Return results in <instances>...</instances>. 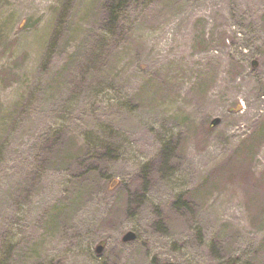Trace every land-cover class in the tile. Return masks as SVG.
Instances as JSON below:
<instances>
[{
    "label": "rangeland",
    "instance_id": "obj_1",
    "mask_svg": "<svg viewBox=\"0 0 264 264\" xmlns=\"http://www.w3.org/2000/svg\"><path fill=\"white\" fill-rule=\"evenodd\" d=\"M112 3L0 0V264H264V0Z\"/></svg>",
    "mask_w": 264,
    "mask_h": 264
},
{
    "label": "trees",
    "instance_id": "obj_2",
    "mask_svg": "<svg viewBox=\"0 0 264 264\" xmlns=\"http://www.w3.org/2000/svg\"><path fill=\"white\" fill-rule=\"evenodd\" d=\"M117 6H124L128 0H116ZM117 6H114V3L110 5H106V13L109 16V19L112 21L117 20L118 13L116 11ZM261 136H259L257 139H260ZM68 141L65 139V137L62 134L56 135L52 140L46 141L42 145V152L40 158L42 159L44 164L54 165L58 164L63 161H70V160H77V164L79 166V171H77V174L74 178V183L79 186H90L98 183L99 177H101L104 174V166L98 163L97 161L87 157L83 156L82 149L76 148L77 152H74V150L68 146ZM66 146V147H65ZM165 150V145L163 146ZM163 151V150H162ZM166 150L162 152L161 157H167ZM103 155L105 156H113V152L110 148H106ZM98 157H96L97 159ZM171 160V159H170ZM82 165V167H80ZM150 165L148 166H142L140 169V175L137 177V180L135 181L133 186H128L127 190H125V205L128 208L134 206L136 208L141 201L146 197L147 195V189L150 186L151 182V174H150ZM222 180V176L220 177L219 182ZM133 183V182H132ZM184 194V193H182ZM181 194V195H182ZM249 199H251V195H248ZM264 204V203H263ZM185 205V200L183 197L178 198L173 203V207H176V209L183 208ZM133 208V209H134Z\"/></svg>",
    "mask_w": 264,
    "mask_h": 264
},
{
    "label": "water",
    "instance_id": "obj_3",
    "mask_svg": "<svg viewBox=\"0 0 264 264\" xmlns=\"http://www.w3.org/2000/svg\"><path fill=\"white\" fill-rule=\"evenodd\" d=\"M217 121L216 120H213L211 123L212 124H215ZM136 238V234L132 231H128L124 234V236L122 237V241L123 242H128V241H132ZM104 248V242L101 241L97 244L96 248H95V252L96 254H100L102 252Z\"/></svg>",
    "mask_w": 264,
    "mask_h": 264
},
{
    "label": "bare ground",
    "instance_id": "obj_4",
    "mask_svg": "<svg viewBox=\"0 0 264 264\" xmlns=\"http://www.w3.org/2000/svg\"><path fill=\"white\" fill-rule=\"evenodd\" d=\"M233 171L236 173L237 169H234ZM248 185H249V187H247V188L246 187H243V189L245 191L246 198H247L248 195H251L252 196L253 193L260 194V193L264 192V184L261 185V186H257L254 183L248 182Z\"/></svg>",
    "mask_w": 264,
    "mask_h": 264
}]
</instances>
